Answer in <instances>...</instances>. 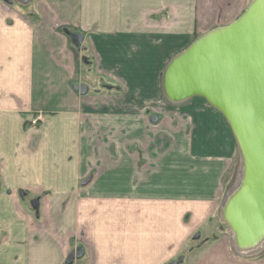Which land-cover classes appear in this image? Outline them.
<instances>
[{
    "label": "crops",
    "instance_id": "crops-1",
    "mask_svg": "<svg viewBox=\"0 0 264 264\" xmlns=\"http://www.w3.org/2000/svg\"><path fill=\"white\" fill-rule=\"evenodd\" d=\"M243 4L0 0V264L174 261L222 194L236 139L201 101L148 117L145 93L159 92L171 58ZM65 30L83 35L78 47ZM86 72L94 92L123 93L119 106L72 88L89 87Z\"/></svg>",
    "mask_w": 264,
    "mask_h": 264
},
{
    "label": "water",
    "instance_id": "water-1",
    "mask_svg": "<svg viewBox=\"0 0 264 264\" xmlns=\"http://www.w3.org/2000/svg\"><path fill=\"white\" fill-rule=\"evenodd\" d=\"M65 31L78 47L83 35ZM72 88L87 90L79 83ZM162 88L174 98L203 97L226 118L245 158L244 184L229 203L226 221L240 243L256 241L264 231V0H251L234 21L174 55Z\"/></svg>",
    "mask_w": 264,
    "mask_h": 264
},
{
    "label": "rangeland",
    "instance_id": "rangeland-1",
    "mask_svg": "<svg viewBox=\"0 0 264 264\" xmlns=\"http://www.w3.org/2000/svg\"><path fill=\"white\" fill-rule=\"evenodd\" d=\"M250 1L251 0H244L243 10L239 13V15L243 13ZM61 31L62 29H59V32ZM61 33L63 34V32ZM67 39L70 38L67 37ZM89 72L91 71L89 70ZM85 74L86 76H83L82 78L86 83H88L89 87L86 86L87 91L83 94L86 95L84 98L87 101L93 102L94 99H101L103 102H105L106 100H110L119 106L123 100V93H120L119 90L107 86L105 88L102 87V90L94 92V88L92 87L94 83V77L88 75L89 73L87 72ZM102 80L103 79H100L98 83H102ZM98 83H96V86L99 85ZM160 89L161 90L156 93H145V95L150 98L149 101L155 102L150 103L152 106H150L148 109V117L157 114H179V111L182 109L181 106L188 104L192 105V103H199V101H201L202 104L205 103L208 106L210 105L206 99L200 96H191L183 103H171L164 95L163 88ZM210 106L213 107L212 105ZM39 122L36 125H38ZM239 170L240 154L237 143L235 142L231 156L228 159V163L226 164V171L222 178V194L217 197L216 203L210 205L211 211L206 213L205 219L198 220L197 229L185 237L183 246L175 254L173 262L176 264H187L189 261H196L200 263L201 260L213 257L215 259H227L230 261H244L245 264H253L251 263L252 261L264 260V249L252 255H240L234 250L231 245L232 230L220 214L222 201L236 184ZM189 231L191 232L192 229Z\"/></svg>",
    "mask_w": 264,
    "mask_h": 264
},
{
    "label": "bare ground",
    "instance_id": "bare-ground-1",
    "mask_svg": "<svg viewBox=\"0 0 264 264\" xmlns=\"http://www.w3.org/2000/svg\"><path fill=\"white\" fill-rule=\"evenodd\" d=\"M166 98L171 103H183L186 100H188V98H184V97L174 98V97H170L169 95L166 96ZM237 146H238V144H237ZM238 150H239V154H240V170H239L238 180H237L236 184L234 185V187L228 192V194L226 195V197L222 201V205H221V209H220V214L225 221H226V219L228 221H230V219L228 217V212H227L230 201L239 192V190L241 189V187L244 184L245 158H244L242 151L239 148H238ZM229 227H230V225H229ZM232 229L233 230H232V234H231V245L238 254H240V255H252V254L258 253L259 251L264 249V231L256 241H253V242L248 243V244H242V243H240V241L238 239L236 228H232Z\"/></svg>",
    "mask_w": 264,
    "mask_h": 264
},
{
    "label": "built area",
    "instance_id": "built-area-1",
    "mask_svg": "<svg viewBox=\"0 0 264 264\" xmlns=\"http://www.w3.org/2000/svg\"><path fill=\"white\" fill-rule=\"evenodd\" d=\"M40 119H41V116H40V115L33 116V117L30 119L29 123H30L31 125H36V124L40 121Z\"/></svg>",
    "mask_w": 264,
    "mask_h": 264
}]
</instances>
